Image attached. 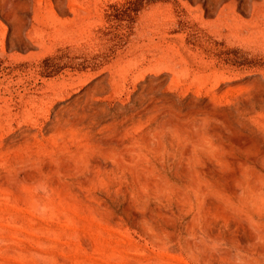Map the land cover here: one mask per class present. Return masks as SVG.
Returning a JSON list of instances; mask_svg holds the SVG:
<instances>
[{
  "label": "rangeland",
  "instance_id": "obj_1",
  "mask_svg": "<svg viewBox=\"0 0 264 264\" xmlns=\"http://www.w3.org/2000/svg\"><path fill=\"white\" fill-rule=\"evenodd\" d=\"M0 264H264V0H0Z\"/></svg>",
  "mask_w": 264,
  "mask_h": 264
}]
</instances>
